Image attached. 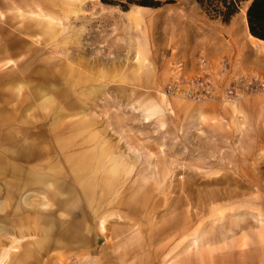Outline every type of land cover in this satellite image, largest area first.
<instances>
[{
	"label": "rangeland",
	"instance_id": "rangeland-1",
	"mask_svg": "<svg viewBox=\"0 0 264 264\" xmlns=\"http://www.w3.org/2000/svg\"><path fill=\"white\" fill-rule=\"evenodd\" d=\"M246 4L0 0L1 264H264V93L164 101L173 60L226 43L264 72Z\"/></svg>",
	"mask_w": 264,
	"mask_h": 264
},
{
	"label": "built area",
	"instance_id": "built-area-1",
	"mask_svg": "<svg viewBox=\"0 0 264 264\" xmlns=\"http://www.w3.org/2000/svg\"><path fill=\"white\" fill-rule=\"evenodd\" d=\"M224 50L227 53L217 60L203 52L195 57L173 60L164 85L166 96L198 103L225 104L263 94L264 72L244 69L233 42L226 43Z\"/></svg>",
	"mask_w": 264,
	"mask_h": 264
},
{
	"label": "trees",
	"instance_id": "trees-1",
	"mask_svg": "<svg viewBox=\"0 0 264 264\" xmlns=\"http://www.w3.org/2000/svg\"><path fill=\"white\" fill-rule=\"evenodd\" d=\"M213 18L229 23L240 11L241 4L248 2L247 21L250 33L264 40V0H196Z\"/></svg>",
	"mask_w": 264,
	"mask_h": 264
},
{
	"label": "bare ground",
	"instance_id": "bare-ground-1",
	"mask_svg": "<svg viewBox=\"0 0 264 264\" xmlns=\"http://www.w3.org/2000/svg\"><path fill=\"white\" fill-rule=\"evenodd\" d=\"M244 16H245L244 17L245 24H246V27L248 28V32H249V38H250L251 41H253L252 44H254L253 47L255 46L254 48L256 50H258L261 53H264V40H260V39H258L256 37H254L250 33L249 27H248L246 11L244 12ZM164 101L166 103V106H168V107L171 106V101L169 100V98L165 97ZM74 171H75V169L71 170L70 172H74ZM60 176H61V174L59 173V171L54 170L53 172H50V176H48V178L49 179H56V178H58ZM111 184H112V182L110 181V178L108 176H105L104 179H101V180H99V182L96 183V186L88 185L87 187L85 186V188L83 190L81 189L82 192H83V195H85L86 197H89V199H90V201H89L90 203H88V207H89V209L91 211L93 209H95L97 211L99 209H103V208L106 207V204H108L107 202H108L109 198L112 195ZM21 187L22 186H19V188H21ZM67 194H68V196H67L68 200H72V201L75 200L76 201L75 196L77 194H75V191L73 189H70V191L67 192ZM106 221H107V218L105 217V219H102V224L105 223Z\"/></svg>",
	"mask_w": 264,
	"mask_h": 264
},
{
	"label": "crops",
	"instance_id": "crops-1",
	"mask_svg": "<svg viewBox=\"0 0 264 264\" xmlns=\"http://www.w3.org/2000/svg\"><path fill=\"white\" fill-rule=\"evenodd\" d=\"M247 6H248V4H246V9H247ZM192 29H194V28H196V27H194V26H190ZM246 30H247V32H248V28L246 27ZM248 34H249V32H248ZM198 41V40H197ZM196 41V43H195V45L196 44H198L197 45V47H199L200 49L202 48V47H204V45H206L205 44V42H201L202 41V39H201V41L200 42H197ZM247 43V44H246ZM246 43L244 42L243 43V45H245V46H248V47H250L251 48V45H252V42H251V40H250V38H248L247 40H246ZM251 44V45H250ZM206 47L208 48L207 50H208V52L210 53V54H212V55H214V54H216L217 53V51H218V49H217V47H215V46H207L206 45ZM254 48V47H253ZM182 52L181 53H183L184 52V50H181ZM186 51V50H185ZM232 104H234V103H232ZM17 191V190H16ZM9 204H5L4 206H3V204L2 203H0V211H6L7 212V210H5L6 208H7V206H8ZM15 205H16V210L14 209H11L12 211H16V212H18L17 211V204L15 203ZM3 207V208H2ZM12 211H9V214H11V212ZM29 256V254H27V255H25L23 258H21V259H27V257ZM5 254H4V256H3V259H2V261H4V259H5ZM0 258H1V256H0ZM2 261L0 262V264L2 263ZM24 262H20V263H18L17 262V264H23Z\"/></svg>",
	"mask_w": 264,
	"mask_h": 264
}]
</instances>
